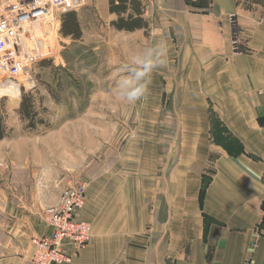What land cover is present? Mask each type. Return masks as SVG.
<instances>
[{
	"label": "crops",
	"instance_id": "crops-1",
	"mask_svg": "<svg viewBox=\"0 0 264 264\" xmlns=\"http://www.w3.org/2000/svg\"><path fill=\"white\" fill-rule=\"evenodd\" d=\"M93 2L68 15L81 36L95 9L111 23L118 16L110 0ZM136 3L147 26L129 33L144 40L134 51L162 40L167 57L127 114L132 128L107 125L101 149L75 159L76 177L27 167L0 176V264H31L33 239L53 232L45 212L61 204L69 180L87 185L75 215L93 234L78 253L66 244L69 264H264V0ZM139 15L129 6L122 17ZM162 83L177 94L164 96ZM167 99L176 108H163ZM100 112L92 117L108 116ZM27 144L13 150L29 166Z\"/></svg>",
	"mask_w": 264,
	"mask_h": 264
},
{
	"label": "rangeland",
	"instance_id": "rangeland-1",
	"mask_svg": "<svg viewBox=\"0 0 264 264\" xmlns=\"http://www.w3.org/2000/svg\"><path fill=\"white\" fill-rule=\"evenodd\" d=\"M87 3L90 6L94 2L88 0ZM94 11L92 14L96 16L92 15V21L78 38L81 40L65 38L61 32L49 39L41 37L45 45L39 47L34 64L23 78L15 81L0 77V117L9 135L5 139L13 141L8 142L9 147H0V176H12L27 167L31 173L37 169H58L64 170L62 175L74 172L76 177L83 165L76 164L75 159L92 156V148L101 149L103 130L118 123L133 126V117H127L133 103L118 101L113 90L125 74L120 69L129 63L143 38L130 35L131 32L120 34L112 25L119 20L118 16L111 23L101 18L98 9ZM175 20L171 23L179 26V21ZM146 30L148 39L151 30L149 27ZM91 91H107L111 96L107 101L101 97L95 100L90 98ZM159 91L165 93L164 96L167 92L177 94L178 85L162 83ZM24 97H29L33 106L30 120L23 119L20 113ZM174 101L164 100L162 107H172ZM103 109L108 116L92 117V112L101 113ZM25 143H28L30 160L36 164H21L24 151L15 149V153L13 150V145ZM52 161L57 165L50 164Z\"/></svg>",
	"mask_w": 264,
	"mask_h": 264
},
{
	"label": "built area",
	"instance_id": "built-area-1",
	"mask_svg": "<svg viewBox=\"0 0 264 264\" xmlns=\"http://www.w3.org/2000/svg\"><path fill=\"white\" fill-rule=\"evenodd\" d=\"M87 1L0 0V77L15 81L23 78L34 64L39 47L45 45L41 37L49 39L60 33L64 15L87 7ZM234 40L238 42L237 34ZM86 192L85 182L68 181L61 204L45 212L53 232L33 239L31 264H69L72 257L66 244L78 253L90 243L92 225L75 215L86 205Z\"/></svg>",
	"mask_w": 264,
	"mask_h": 264
},
{
	"label": "clouds",
	"instance_id": "clouds-1",
	"mask_svg": "<svg viewBox=\"0 0 264 264\" xmlns=\"http://www.w3.org/2000/svg\"><path fill=\"white\" fill-rule=\"evenodd\" d=\"M166 57L167 47L162 40L135 52L129 63L120 69L125 74L117 81L113 90L116 98L129 103L141 99L147 92L151 72L156 67L164 65Z\"/></svg>",
	"mask_w": 264,
	"mask_h": 264
},
{
	"label": "trees",
	"instance_id": "trees-1",
	"mask_svg": "<svg viewBox=\"0 0 264 264\" xmlns=\"http://www.w3.org/2000/svg\"><path fill=\"white\" fill-rule=\"evenodd\" d=\"M129 6L138 12L140 15L136 18L130 16L128 19L122 17L123 14H127ZM111 13H117L119 20L113 24V26L119 31L134 32L136 30L144 29L147 25L141 18V11L138 8L136 0H110ZM69 13L64 15L61 33L64 37H73L78 39L81 32L78 27L77 19L75 15L69 16ZM29 97H24L20 107V113L25 120H30L32 116L33 106ZM9 135L4 125L3 119L0 117V140H4Z\"/></svg>",
	"mask_w": 264,
	"mask_h": 264
},
{
	"label": "water",
	"instance_id": "water-1",
	"mask_svg": "<svg viewBox=\"0 0 264 264\" xmlns=\"http://www.w3.org/2000/svg\"><path fill=\"white\" fill-rule=\"evenodd\" d=\"M176 21V20H175ZM176 22H178V21H176ZM178 24H180V26H181V23L179 22Z\"/></svg>",
	"mask_w": 264,
	"mask_h": 264
}]
</instances>
